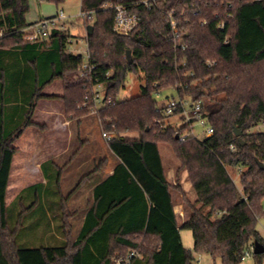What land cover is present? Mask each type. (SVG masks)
<instances>
[{
    "label": "trees",
    "instance_id": "obj_1",
    "mask_svg": "<svg viewBox=\"0 0 264 264\" xmlns=\"http://www.w3.org/2000/svg\"><path fill=\"white\" fill-rule=\"evenodd\" d=\"M80 6L86 29L92 26L86 45L94 68L86 79L77 77L83 56L68 50V29L55 28L47 38L29 42V0H0V264H114V258L134 250L139 256L129 264H193V253L240 264L255 241L264 245L256 230L264 218V170L258 167L264 163V0H81ZM116 6L136 18L127 35L113 31ZM173 23L184 30L176 40ZM129 74L142 75L141 92L118 101ZM55 80L62 82V95H43ZM97 84L113 101L95 114L101 130L113 135L107 145L118 162L94 187L75 240L66 231L61 169L43 164L46 192L59 199L54 224L62 239L20 247L23 218L35 209L25 200L32 195L35 202L39 186L16 197L12 204L23 211L10 222L5 195L16 153L12 143L35 125L32 116L40 99L61 100L67 119L94 113ZM167 88L179 99L202 101L211 136L179 141L186 126H163L165 101L154 94ZM159 144L170 147L179 163L177 176L186 171L195 193L181 226L172 204V191L180 189L166 177ZM237 166L243 168L241 191L227 169ZM180 229L191 230L193 251L183 247ZM261 255H254L257 264H264Z\"/></svg>",
    "mask_w": 264,
    "mask_h": 264
},
{
    "label": "rangeland",
    "instance_id": "obj_2",
    "mask_svg": "<svg viewBox=\"0 0 264 264\" xmlns=\"http://www.w3.org/2000/svg\"><path fill=\"white\" fill-rule=\"evenodd\" d=\"M80 1L81 0H65L64 3L57 6L55 4L48 3L43 0H29V13L27 15V21H35L40 18L44 19V18L53 17L57 15L60 11H63L67 19L63 21V24H61L60 27L64 30L68 29L72 37L70 38V46L68 47V50L71 53L81 54L82 56H85L87 54L86 53L87 32H86L85 21L79 15L81 12ZM176 30L179 32H184L182 28L181 29L176 28ZM142 85H143L142 75L129 74L127 81L124 84V87L121 88V90L119 91L117 100L122 101L139 95L141 92ZM171 96L176 98V93L171 88L164 89L159 93L154 94V97L157 100L163 102L164 101L166 102V97L171 99ZM95 113L96 112L90 114L89 116L86 115L89 117V123L85 126L86 128L83 130L84 131L83 133L86 138L82 136V140L86 141L84 144L85 146L82 149L78 159H76V161L73 164H70L69 167H67V169L63 173L61 180V194L63 199H66L67 196L75 189L76 185L84 175L94 171L96 167L100 165V161L106 159V162L104 163L103 167H99L100 172L96 173L92 177L87 178L83 183V186L75 193V195L72 196L70 202H68L67 200V202H65L64 204V208L66 209L65 211L67 213V216L65 217V221L67 226L66 231L68 230L69 232L68 235L69 240H75L76 235H78L81 229L80 218L83 210L88 207L86 204L91 197L92 189L95 183H97L99 179L103 178L104 175L107 173L108 169L111 168L113 165H115V162L117 161L116 156L111 152L110 148H108L107 146V139L103 137L104 132L101 130L100 127V120L98 118L99 116H97ZM181 125H183V122L180 120L179 115L169 117V126L176 129ZM193 131L194 134L200 135L202 129L194 123ZM31 133L32 132L26 133L22 137L20 142L28 140ZM106 134L107 136H111V137L113 136L109 133ZM134 135L135 134L133 133L129 134V136H134ZM15 146L25 147L24 145L21 146L19 142H17ZM68 148H69V152L67 155L77 151L78 148H80V140L76 139L72 141L70 144H68ZM159 149L162 153V156H164L165 158L166 170L164 171L167 179L171 182V184L175 185L180 189V192L178 190L172 191L174 201H176L178 198L181 199L180 204L182 206L183 214L182 215L178 214V223H181L182 221L185 222L190 216V208L188 207V204L194 203L196 199L195 194L192 195L190 193L188 194L183 191L182 186L185 185L186 181L187 182L190 181L188 180L187 175L186 177H184V173L186 171L180 172L179 175L177 176L176 168L178 167L179 163L174 158V155L170 147L165 144H159ZM67 155H65L66 159H67ZM169 163H171L172 166H170ZM227 169L236 187L238 188L239 191H241L242 188L241 185H239L240 184L239 179L241 173L243 172V169L242 171H238L237 167L236 169H232V168H227ZM9 200H10V193H9ZM28 200H25L26 206L32 203L30 202L31 199ZM22 209L23 208H21V205L16 203L9 206V216H10V220H12L10 222H13L17 218L19 212L23 211ZM73 211H76L77 213L75 214L73 213ZM23 219H24V223H23L24 227L19 232L18 235V245L20 247H39L44 245L49 246L55 244L56 242L55 235L50 237L48 235L46 237L47 235L45 233V231L47 230V226H45L46 224L40 226V229H36L35 227L38 223V220L41 219L39 206L36 207V209H32L28 213V215ZM55 227H53L54 230ZM180 230H181L180 234L182 237V242L184 247L186 249L193 251V235L191 230L189 229H180ZM256 230L261 236V238L264 239V218H261L257 221ZM53 232L55 233V231ZM131 252L132 251H128L125 255L114 258L113 263L118 264V262L120 261L123 260L125 261ZM135 252L138 253L137 251ZM258 260H259L258 257L255 258L252 252L250 257L244 258L240 264H257ZM261 260L262 263H264V254L261 255ZM196 261L200 262L199 264H222L220 259H212L206 254L204 255L196 254L193 264H195ZM120 264H126V263H120Z\"/></svg>",
    "mask_w": 264,
    "mask_h": 264
},
{
    "label": "crops",
    "instance_id": "obj_3",
    "mask_svg": "<svg viewBox=\"0 0 264 264\" xmlns=\"http://www.w3.org/2000/svg\"><path fill=\"white\" fill-rule=\"evenodd\" d=\"M41 19L43 18L28 22L33 24L37 21H40ZM62 93H63V86L60 80H55L54 82H52V84L46 86L42 91V94L45 96H61ZM33 114L34 115L32 116V121L35 125L25 128L22 135L19 138L15 139L14 142L12 143V147L16 150V153L13 155V159L11 163V170L9 175L10 177L8 180L5 202L7 206L12 205L13 201L21 193L22 190L34 185H38L39 191L35 193L36 196L35 202L33 200L32 195L28 196L26 200L31 199L30 202H32V204L35 203L34 204L35 209L36 207L39 206V211L41 215V219L39 221L42 223L37 224L35 226L36 229H40V226L46 224L45 225L47 226V230L45 231V233L47 234L46 237L48 235L49 237L55 235V239H56L55 244H56L58 241L62 239L59 230H57V228L55 227L56 223L54 224V220L57 221V217L54 218V212L58 213L57 210H59L58 209L59 199L55 198L54 195L51 194L48 195L49 193L46 192V189L48 188L49 184L45 179L46 177H44L43 175L41 166L47 162H52L59 169H61V175H60V189H61V180L63 173L65 172L67 167H69L70 164H73L76 161V159H78L82 149L85 146L84 144L86 141L82 140V136L85 137L83 130L86 128L85 126L89 123L88 116L90 114L82 118L67 119L65 117L66 115H64L63 102L59 99H48V98L40 99L37 102ZM28 132H32L29 139L20 142L22 137ZM76 139L80 140V148H78L77 151L67 155L69 152L68 144H70L72 141ZM17 142H19L21 146L24 145L25 147L15 146ZM159 152H160L163 168L164 170H166L165 158L164 156H162L160 149ZM65 155H67V159ZM105 162L106 159L100 161V165L96 167L94 171L84 175L82 179H80V181L75 187L76 191L74 193H72L73 192L72 191L67 196L68 202H70L72 196L75 195V193L83 186V183L87 178L92 177L96 173L100 172L99 167H103ZM117 162L118 159L115 162V165L117 164ZM169 164L170 166H172L171 163ZM115 165H113L111 168L108 169L104 177L99 179V181L95 183L94 187L97 184L104 181L109 175L112 174ZM186 175L187 174L185 172L184 177H186ZM80 182L81 185L79 186ZM190 183L191 182L186 181L185 185L182 186V189L185 193L188 194L190 193L194 195L195 193ZM93 189H92L91 197L86 204L88 207L83 210L80 218L81 228L83 226L87 210L92 205ZM9 193H10V200H9ZM180 203H181L180 198H178L176 201H174V197L172 198V204L174 206V211L177 216V222H178V214L181 215L183 214L182 206ZM49 204L50 206L51 205L53 206V208L51 209L52 211L48 207ZM76 211H73V213L76 214L77 213ZM48 221H51L50 225L47 224ZM183 223L184 221L178 223V225L181 226ZM53 227H55V230L53 229ZM53 231H55V233ZM78 235H76L75 239L77 238ZM181 242H182V237H181ZM195 255L196 254L193 253L194 259H195ZM198 255H202V254H198Z\"/></svg>",
    "mask_w": 264,
    "mask_h": 264
},
{
    "label": "built area",
    "instance_id": "obj_4",
    "mask_svg": "<svg viewBox=\"0 0 264 264\" xmlns=\"http://www.w3.org/2000/svg\"><path fill=\"white\" fill-rule=\"evenodd\" d=\"M115 10L116 16L113 25V31L118 35H127L133 28L136 22V18L134 16L127 15L125 13V10L121 6H116ZM79 15L82 18L85 17V14L82 12H80ZM66 19L67 17L64 15L63 11H60L57 15L53 17L41 19L40 21L31 24L25 29V39L29 42H34L39 39L47 38L51 30L59 28L60 25L63 24V21ZM172 26L174 28V39L176 40L179 36V31L176 30L174 23L172 24ZM86 53L87 54L83 56V64L81 65V71L77 76L78 78L86 79L87 74L91 73L94 68L89 63L88 50ZM91 101L93 103V106L91 107L92 112H96L100 108V106H102L105 102H113L110 97H105L104 87L101 84H97L93 87V96ZM177 111L178 113H176ZM163 113L164 119H162L161 122L164 127L169 126V117L175 115H179L180 120L183 122V125L181 126L187 127V130L177 135L179 141H184L185 138L189 136H194L197 139H203L205 137L211 136L214 132L212 126L208 123L209 120H207L206 112L203 110L202 101L200 100L191 102L188 99L182 100L176 96V98L166 100V102L164 103ZM194 123L202 129L200 135L194 134ZM103 137H105L107 140L111 138V136H107L106 133H103ZM235 149V145L230 144V150L234 151ZM237 168L238 171H242L243 169L242 166H237ZM250 247L251 248L244 252L243 259L246 257H250L253 245H251ZM138 256V253L132 251L125 261H120L118 262V264H129L133 258ZM195 264H199V262L196 261Z\"/></svg>",
    "mask_w": 264,
    "mask_h": 264
},
{
    "label": "water",
    "instance_id": "obj_5",
    "mask_svg": "<svg viewBox=\"0 0 264 264\" xmlns=\"http://www.w3.org/2000/svg\"><path fill=\"white\" fill-rule=\"evenodd\" d=\"M86 32L88 35L92 33V26H88L86 29ZM126 59L128 63H132V58H131V52L129 50L126 51ZM235 136L238 138V141L241 142V137H240V131L235 130L234 131ZM258 167L260 170H264V163H258ZM253 255H261L264 254V245H262L259 242H254L253 243V249H252Z\"/></svg>",
    "mask_w": 264,
    "mask_h": 264
}]
</instances>
